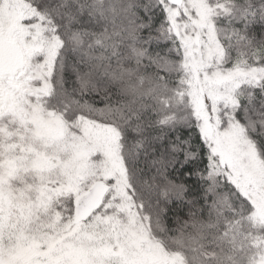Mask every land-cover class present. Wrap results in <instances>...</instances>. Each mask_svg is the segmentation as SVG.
<instances>
[{
    "label": "snow or ice",
    "instance_id": "6c2138e0",
    "mask_svg": "<svg viewBox=\"0 0 264 264\" xmlns=\"http://www.w3.org/2000/svg\"><path fill=\"white\" fill-rule=\"evenodd\" d=\"M0 264H264V0H0Z\"/></svg>",
    "mask_w": 264,
    "mask_h": 264
}]
</instances>
